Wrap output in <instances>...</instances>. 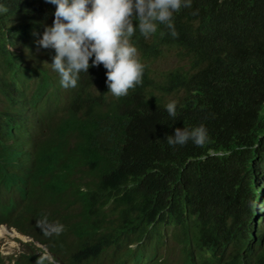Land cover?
I'll list each match as a JSON object with an SVG mask.
<instances>
[{"label":"trees","instance_id":"16d2710c","mask_svg":"<svg viewBox=\"0 0 264 264\" xmlns=\"http://www.w3.org/2000/svg\"><path fill=\"white\" fill-rule=\"evenodd\" d=\"M0 5L7 8L0 14V225L63 264H143L150 255L142 241L171 216L214 209L220 220L252 210L258 190L264 193V0H192L175 15V37L167 29L134 36L139 56L155 51L144 63L165 53L177 61L159 68L158 84L144 71L130 116V96L106 95V83L93 88L106 81L102 65L81 73L76 88L60 86L50 67L54 50L37 43L54 5ZM26 120L35 134L30 168L22 167L24 141L9 143L30 134ZM182 128L203 129L202 146H169L167 136ZM13 176L20 183L10 190ZM249 226L229 252L213 242L216 234L182 240L176 233L177 257L164 264H264V235L255 240ZM25 248L8 264H51L32 244Z\"/></svg>","mask_w":264,"mask_h":264},{"label":"clouds","instance_id":"9594fccd","mask_svg":"<svg viewBox=\"0 0 264 264\" xmlns=\"http://www.w3.org/2000/svg\"><path fill=\"white\" fill-rule=\"evenodd\" d=\"M45 2L55 6L54 18L51 26H45L37 43L41 48L54 50L55 55L50 67L54 74H58L60 86L64 89H74L78 86L81 73L87 74L90 67L102 65L106 69V81L94 84L93 88L99 91L106 83L107 87H104L106 95L118 100L130 96L126 107L127 115L130 116L132 112L129 110L135 108L132 102L138 97L137 89L142 82L144 71L147 70L150 79L160 83L162 80L159 82L157 78L159 68L167 71L173 68L177 61L172 54L165 53L164 57L159 55L154 59L149 58V63H144V58L155 51L145 50V53L139 56L137 47L132 43L133 37L139 34L148 39L158 33L162 34L163 29L169 30V34L175 37L177 35L175 15L182 9L190 8L192 0H45ZM5 12L7 8L0 5V14ZM167 111L171 117H176L175 105H169ZM128 121L133 125V120ZM137 125L140 124L137 122ZM145 127L149 129L147 124ZM23 130L30 131V134L22 132L17 138L13 135L9 143L24 141L26 145L22 148L28 152V156L22 167L30 168L36 153L35 134L28 120ZM205 135L203 129L196 133L184 128L176 129L172 135L167 136V143L174 147L184 146L192 141L202 146ZM210 155L218 154L210 152ZM18 183L20 180L11 177L10 190H15ZM258 192L260 194L254 199V207L243 215L229 214L218 220L213 209L210 214L171 216L163 223L164 226L161 225L160 232L142 241L141 249L150 255L148 259L150 261L145 260L143 264H164L166 259L173 260L177 257L180 247L176 233L182 236V240L210 239L216 234L218 239L213 242H225V248L229 252L239 248L236 240L240 231L249 222L248 234L255 240L262 239L264 193L261 189ZM183 218L187 219L185 224L182 222ZM4 229L13 233L14 241L19 244L17 253L4 255L0 251V256L6 264L13 263L20 254H23L26 244L33 245L35 256L46 259L51 264H63L41 243L33 241L13 227L0 225V231ZM137 244L129 243L128 248L134 249ZM168 245L171 247L167 248ZM144 246H149L150 253ZM108 248H112V245ZM106 254L109 255V250ZM10 256L11 261L7 259Z\"/></svg>","mask_w":264,"mask_h":264},{"label":"rangeland","instance_id":"374dc122","mask_svg":"<svg viewBox=\"0 0 264 264\" xmlns=\"http://www.w3.org/2000/svg\"><path fill=\"white\" fill-rule=\"evenodd\" d=\"M0 251L2 254L7 255L9 253H17L19 251V244L14 241L13 233L8 229L0 231ZM171 246L168 245L167 248Z\"/></svg>","mask_w":264,"mask_h":264}]
</instances>
